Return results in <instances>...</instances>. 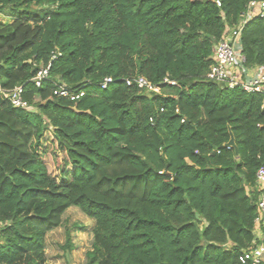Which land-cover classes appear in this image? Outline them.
Instances as JSON below:
<instances>
[{
	"label": "trees",
	"instance_id": "1",
	"mask_svg": "<svg viewBox=\"0 0 264 264\" xmlns=\"http://www.w3.org/2000/svg\"><path fill=\"white\" fill-rule=\"evenodd\" d=\"M248 1L0 0V88L23 86L33 108L0 94V264H45L72 206L94 222L86 264H239L262 193L263 95L206 74ZM240 42L263 66L264 17ZM136 77L160 93L126 85Z\"/></svg>",
	"mask_w": 264,
	"mask_h": 264
},
{
	"label": "built area",
	"instance_id": "2",
	"mask_svg": "<svg viewBox=\"0 0 264 264\" xmlns=\"http://www.w3.org/2000/svg\"><path fill=\"white\" fill-rule=\"evenodd\" d=\"M220 6V3L216 1ZM264 17V0H249L246 7L240 14V20L236 26L230 28L224 37L216 44L214 50V63L210 66L206 79L217 84L223 83L225 87L233 89L240 87L248 93H261L264 101V65L257 68H248L245 65V58L241 48V33L245 25L254 18ZM57 55L53 56L55 59ZM48 75V68L40 70L37 76L33 79L36 82V87H40L41 81ZM113 80L105 78L100 84V88L106 89ZM127 86H135L140 90L147 92L160 93V87L153 85L144 77H136L126 79ZM164 83L175 85L165 79ZM0 94L7 99L14 108L26 109L32 111L33 108L24 99L23 86H16L11 90H3L0 88ZM53 95L76 101L83 96V92H73L65 85L58 84L53 90ZM184 120H182L183 122ZM230 148V147H226ZM255 180L258 187L262 189V193L258 200V214L254 220L255 240L250 247L245 250L239 257V264H264V167H260L256 174Z\"/></svg>",
	"mask_w": 264,
	"mask_h": 264
},
{
	"label": "rangeland",
	"instance_id": "3",
	"mask_svg": "<svg viewBox=\"0 0 264 264\" xmlns=\"http://www.w3.org/2000/svg\"><path fill=\"white\" fill-rule=\"evenodd\" d=\"M9 18L3 17L6 22ZM93 220L77 207H70L62 216L61 226L47 234L45 241V264H86V254L91 250ZM83 226V228H81ZM70 236V249H62L66 236Z\"/></svg>",
	"mask_w": 264,
	"mask_h": 264
},
{
	"label": "water",
	"instance_id": "4",
	"mask_svg": "<svg viewBox=\"0 0 264 264\" xmlns=\"http://www.w3.org/2000/svg\"><path fill=\"white\" fill-rule=\"evenodd\" d=\"M219 86L222 87V88L225 87L223 83L219 84ZM229 135H230V139H229L228 143L225 145V147L233 148L234 152H235V155L237 157L238 156V150H237V147H236V144H235L234 136L232 135L230 130H229Z\"/></svg>",
	"mask_w": 264,
	"mask_h": 264
}]
</instances>
